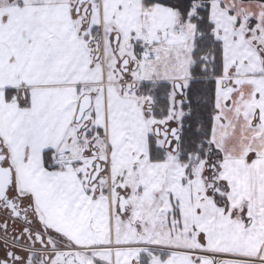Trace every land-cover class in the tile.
<instances>
[{
    "label": "snow or ice",
    "instance_id": "6c2138e0",
    "mask_svg": "<svg viewBox=\"0 0 264 264\" xmlns=\"http://www.w3.org/2000/svg\"><path fill=\"white\" fill-rule=\"evenodd\" d=\"M0 264H264V0H0Z\"/></svg>",
    "mask_w": 264,
    "mask_h": 264
}]
</instances>
